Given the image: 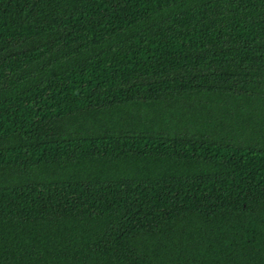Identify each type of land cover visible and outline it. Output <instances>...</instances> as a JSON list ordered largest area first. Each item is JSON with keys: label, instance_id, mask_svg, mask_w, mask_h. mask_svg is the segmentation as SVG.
<instances>
[{"label": "trees", "instance_id": "16d2710c", "mask_svg": "<svg viewBox=\"0 0 264 264\" xmlns=\"http://www.w3.org/2000/svg\"><path fill=\"white\" fill-rule=\"evenodd\" d=\"M0 264H264V0H0Z\"/></svg>", "mask_w": 264, "mask_h": 264}]
</instances>
